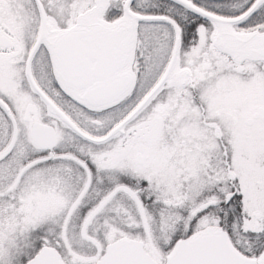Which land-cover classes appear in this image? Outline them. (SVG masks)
<instances>
[{
  "label": "snow or ice",
  "instance_id": "6c2138e0",
  "mask_svg": "<svg viewBox=\"0 0 264 264\" xmlns=\"http://www.w3.org/2000/svg\"><path fill=\"white\" fill-rule=\"evenodd\" d=\"M0 264H264V0H0Z\"/></svg>",
  "mask_w": 264,
  "mask_h": 264
}]
</instances>
